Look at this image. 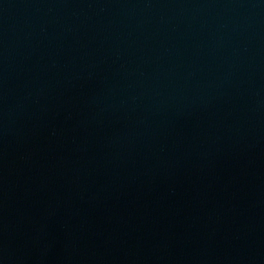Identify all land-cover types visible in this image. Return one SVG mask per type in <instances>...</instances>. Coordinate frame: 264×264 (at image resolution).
<instances>
[{
	"label": "water",
	"instance_id": "95a60500",
	"mask_svg": "<svg viewBox=\"0 0 264 264\" xmlns=\"http://www.w3.org/2000/svg\"><path fill=\"white\" fill-rule=\"evenodd\" d=\"M0 264H264V0H0Z\"/></svg>",
	"mask_w": 264,
	"mask_h": 264
}]
</instances>
